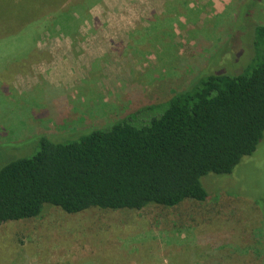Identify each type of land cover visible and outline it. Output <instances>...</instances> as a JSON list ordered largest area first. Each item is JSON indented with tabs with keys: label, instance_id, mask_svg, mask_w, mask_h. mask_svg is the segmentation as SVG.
<instances>
[{
	"label": "rangeland",
	"instance_id": "rangeland-1",
	"mask_svg": "<svg viewBox=\"0 0 264 264\" xmlns=\"http://www.w3.org/2000/svg\"><path fill=\"white\" fill-rule=\"evenodd\" d=\"M69 1L0 0V27L18 24L0 36V76L18 61L31 62L9 75L0 133L16 135L27 150L36 140L30 130L100 125L184 89L208 62L243 55L252 38L236 22L245 1L241 16L264 25V0ZM11 8H29L27 19H8ZM63 102L53 124L33 119L32 111ZM6 158L1 151L0 161ZM204 184L213 192L204 202L79 214L51 209L5 223L0 264H264V132L230 175L209 174ZM110 247L127 257L113 260L103 253Z\"/></svg>",
	"mask_w": 264,
	"mask_h": 264
},
{
	"label": "trees",
	"instance_id": "trees-1",
	"mask_svg": "<svg viewBox=\"0 0 264 264\" xmlns=\"http://www.w3.org/2000/svg\"><path fill=\"white\" fill-rule=\"evenodd\" d=\"M245 3L236 22L244 23L241 31L247 29L252 38L243 55L232 62H208L168 98L139 104L85 129L30 130L36 139L33 150L4 129L0 152L6 151L7 158L0 161V226L40 218L51 209L79 214L91 209L172 208L186 200L204 202L213 194L205 188L206 177L230 175L255 151L264 132V25L241 16ZM13 10L6 13L8 19H27L29 8H15V15ZM17 28L0 27V36ZM30 64L25 59L15 66ZM15 66L1 73L5 88L0 89V107L10 100L6 84ZM66 105L32 111L33 119L41 117L49 125ZM5 140L13 143L1 144ZM103 253L115 261L127 257L117 247Z\"/></svg>",
	"mask_w": 264,
	"mask_h": 264
}]
</instances>
